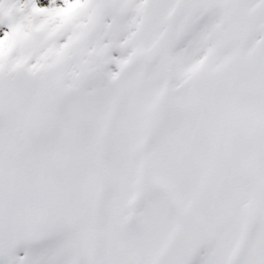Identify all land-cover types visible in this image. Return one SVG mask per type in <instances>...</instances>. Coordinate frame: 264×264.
Instances as JSON below:
<instances>
[{
  "label": "snow or ice",
  "instance_id": "1",
  "mask_svg": "<svg viewBox=\"0 0 264 264\" xmlns=\"http://www.w3.org/2000/svg\"><path fill=\"white\" fill-rule=\"evenodd\" d=\"M0 264H264V0H0Z\"/></svg>",
  "mask_w": 264,
  "mask_h": 264
}]
</instances>
